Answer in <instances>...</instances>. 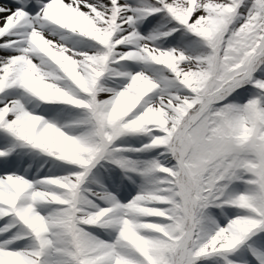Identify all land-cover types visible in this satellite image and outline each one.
<instances>
[{"label":"snow or ice","instance_id":"snow-or-ice-1","mask_svg":"<svg viewBox=\"0 0 264 264\" xmlns=\"http://www.w3.org/2000/svg\"><path fill=\"white\" fill-rule=\"evenodd\" d=\"M0 264H264V0H0Z\"/></svg>","mask_w":264,"mask_h":264}]
</instances>
